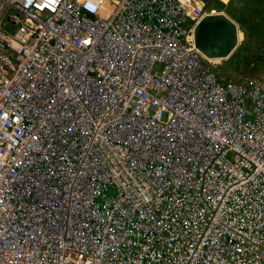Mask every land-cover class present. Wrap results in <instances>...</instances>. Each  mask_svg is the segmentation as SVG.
I'll list each match as a JSON object with an SVG mask.
<instances>
[{
    "label": "built area",
    "instance_id": "1",
    "mask_svg": "<svg viewBox=\"0 0 264 264\" xmlns=\"http://www.w3.org/2000/svg\"><path fill=\"white\" fill-rule=\"evenodd\" d=\"M210 1L0 0V264H264V66L195 46Z\"/></svg>",
    "mask_w": 264,
    "mask_h": 264
},
{
    "label": "rangeland",
    "instance_id": "2",
    "mask_svg": "<svg viewBox=\"0 0 264 264\" xmlns=\"http://www.w3.org/2000/svg\"><path fill=\"white\" fill-rule=\"evenodd\" d=\"M237 27L235 42L219 58L217 68L236 77L248 76L264 66V0L210 1Z\"/></svg>",
    "mask_w": 264,
    "mask_h": 264
},
{
    "label": "water",
    "instance_id": "3",
    "mask_svg": "<svg viewBox=\"0 0 264 264\" xmlns=\"http://www.w3.org/2000/svg\"><path fill=\"white\" fill-rule=\"evenodd\" d=\"M237 35L235 23L224 15H208L199 20L194 44L211 55L223 56L233 46Z\"/></svg>",
    "mask_w": 264,
    "mask_h": 264
},
{
    "label": "clouds",
    "instance_id": "4",
    "mask_svg": "<svg viewBox=\"0 0 264 264\" xmlns=\"http://www.w3.org/2000/svg\"><path fill=\"white\" fill-rule=\"evenodd\" d=\"M86 7L89 8L91 11H95V7L91 3L87 4Z\"/></svg>",
    "mask_w": 264,
    "mask_h": 264
}]
</instances>
